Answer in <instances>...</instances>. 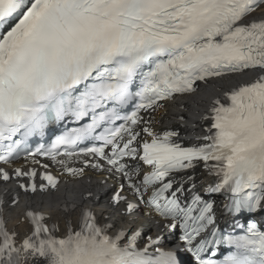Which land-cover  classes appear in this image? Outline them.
<instances>
[{"label": "snow or ice", "instance_id": "snow-or-ice-1", "mask_svg": "<svg viewBox=\"0 0 264 264\" xmlns=\"http://www.w3.org/2000/svg\"><path fill=\"white\" fill-rule=\"evenodd\" d=\"M248 73L211 100L199 144L155 127L162 102ZM21 154L44 171L12 168ZM38 158L73 178L108 172L110 204L121 217L142 206L157 232L87 208L63 226L29 209L19 242L0 217V264H180L179 252L264 264V0H0V183L28 178L18 187L35 193L39 176L40 192L55 190Z\"/></svg>", "mask_w": 264, "mask_h": 264}, {"label": "bare ground", "instance_id": "bare-ground-1", "mask_svg": "<svg viewBox=\"0 0 264 264\" xmlns=\"http://www.w3.org/2000/svg\"><path fill=\"white\" fill-rule=\"evenodd\" d=\"M238 81H240L239 76L210 81L208 85L202 86L199 92L178 97L153 115L157 121L155 127L168 130L179 129L183 135L195 136L197 134L195 128L201 126L202 116L211 100L221 95L224 89ZM27 165V163L18 162L11 167L23 166L26 168ZM27 180L28 178H22L17 181L13 178L6 185L0 183V196L5 200V203L0 206V217H3L6 221L7 229L17 234V242L29 233L30 225L24 217L25 211L29 209L50 217L49 223L58 222L63 226L65 219L75 221L79 210L87 208L98 218L110 216V222L115 223L117 227L134 220L135 224L145 226L147 234L151 235L157 232L155 224L144 216L145 210L143 207H140L133 217H121L119 215V209L110 204V198L117 188V183L106 171L85 169L83 177L65 176L64 184L61 187L45 192H40L39 188L35 193H26L20 189L18 183H26ZM125 195H129V199H131L129 193L125 192ZM10 197H15L18 203L11 204ZM73 206L76 208L75 212L72 211ZM65 208H67V211H65ZM173 239L174 235L164 232L163 246L168 247L174 241Z\"/></svg>", "mask_w": 264, "mask_h": 264}]
</instances>
